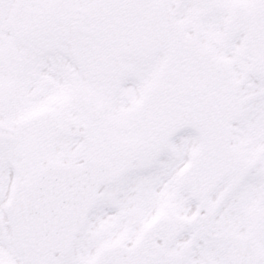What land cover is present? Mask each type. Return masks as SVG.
<instances>
[{"label":"snow or ice","instance_id":"1","mask_svg":"<svg viewBox=\"0 0 264 264\" xmlns=\"http://www.w3.org/2000/svg\"><path fill=\"white\" fill-rule=\"evenodd\" d=\"M0 264H264V0H0Z\"/></svg>","mask_w":264,"mask_h":264}]
</instances>
